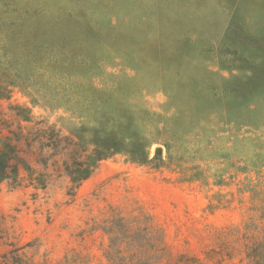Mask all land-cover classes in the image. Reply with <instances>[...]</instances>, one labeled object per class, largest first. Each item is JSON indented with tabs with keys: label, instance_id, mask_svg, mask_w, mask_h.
<instances>
[{
	"label": "rangeland",
	"instance_id": "obj_1",
	"mask_svg": "<svg viewBox=\"0 0 264 264\" xmlns=\"http://www.w3.org/2000/svg\"><path fill=\"white\" fill-rule=\"evenodd\" d=\"M0 81V264H264V0H0Z\"/></svg>",
	"mask_w": 264,
	"mask_h": 264
},
{
	"label": "trees",
	"instance_id": "obj_2",
	"mask_svg": "<svg viewBox=\"0 0 264 264\" xmlns=\"http://www.w3.org/2000/svg\"><path fill=\"white\" fill-rule=\"evenodd\" d=\"M1 83H4V81H0ZM6 94H8L7 91H3V89L0 86V99L5 97ZM115 151V150H113ZM113 151L106 150L105 153L101 154L97 157V161H100L105 156L112 155ZM20 162L19 157L17 155L16 148L10 146L9 144H6L4 147V150L0 149V180L8 179L11 175L17 178V171H18V163ZM83 179H87L93 170H86L84 171Z\"/></svg>",
	"mask_w": 264,
	"mask_h": 264
}]
</instances>
